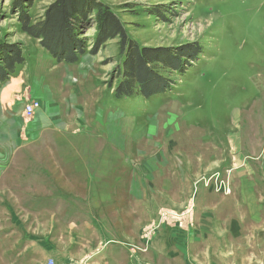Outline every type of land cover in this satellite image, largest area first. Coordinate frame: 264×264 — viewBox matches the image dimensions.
Returning <instances> with one entry per match:
<instances>
[{"label":"rangeland","instance_id":"rangeland-1","mask_svg":"<svg viewBox=\"0 0 264 264\" xmlns=\"http://www.w3.org/2000/svg\"><path fill=\"white\" fill-rule=\"evenodd\" d=\"M16 1L0 0V54L11 47L22 51L25 63L38 59L37 69L51 83V92L39 95L74 109L36 142L24 137L19 143L13 134L2 139L0 264H264V0H98L139 48L158 56L200 48L182 74L151 66L171 83L151 99L116 95L124 62L120 38L92 52L96 15L78 27L85 44L78 63H57L42 60L50 55L40 40L21 30L12 10ZM56 1L35 0L32 20ZM33 100L41 109L42 100ZM31 119L24 115L25 122ZM171 148L176 154L170 168L156 159ZM127 157L137 175L144 172L145 193L131 188L143 197V210H131L128 190L116 184ZM112 167L109 186L113 182L104 176ZM246 169L257 178L255 189L243 180ZM184 170L194 171L191 188L183 189ZM237 174L242 180L235 186ZM41 178L48 188L37 182ZM213 181H223L231 193L218 192ZM202 190L228 200L206 204V223L196 212ZM237 192L245 202L233 199ZM222 210L239 222L241 236L220 218ZM246 210L263 220L242 225ZM77 211L97 219L99 235L73 220ZM198 231L207 237L202 249L192 246ZM160 244L180 258H168Z\"/></svg>","mask_w":264,"mask_h":264},{"label":"trees","instance_id":"trees-1","mask_svg":"<svg viewBox=\"0 0 264 264\" xmlns=\"http://www.w3.org/2000/svg\"><path fill=\"white\" fill-rule=\"evenodd\" d=\"M34 1L18 0L13 4L12 10L17 16L21 30L39 39L43 49L57 63L76 64L79 57L85 54V44L77 30L79 25L87 22L92 15L97 16L99 23L97 45H93L92 52L104 46L110 39L120 38V53L124 62L122 71L119 69L122 80L116 89L119 98L139 95L151 99L165 94L171 83L158 77L151 66L162 64L166 69L182 74L187 64H191L201 51L200 48L185 49L178 54L165 53V56H161L164 52H160L158 56L139 48L129 38L120 19L98 0H57L47 7L42 17L33 21L30 8ZM24 63L25 58L21 50L11 47L5 49L0 54V86Z\"/></svg>","mask_w":264,"mask_h":264},{"label":"crops","instance_id":"crops-1","mask_svg":"<svg viewBox=\"0 0 264 264\" xmlns=\"http://www.w3.org/2000/svg\"><path fill=\"white\" fill-rule=\"evenodd\" d=\"M41 59L43 60L44 58H46L45 60H50L51 56H40ZM39 65L38 59H34L31 58V60L28 62V59H26V63L24 65L18 66L16 69L15 74L4 84H2L0 86V106H2V108L0 107V140L3 146H6V143H4V141H2L3 137L6 135H11L12 134L14 136H16V140L19 141V143L22 141L24 137H26V140L29 142H36L37 140H39L42 136V134L44 132H46L47 130H51V128L58 124L60 121H63L64 117L66 116H71L70 112H72L71 110L74 109V107L70 104L68 105V102H66V104L64 103H60L59 100L54 101L52 99V95H49V97H43V95H39L40 92H44V90L48 89L51 92V83H49V80L47 78L44 77V74H42V71H39L37 68ZM65 71H70L69 68H64ZM61 72L60 76L62 77V75L65 73ZM60 80V77H59ZM61 82H63V78L62 80H60ZM52 82V81H51ZM64 86L66 85L65 82H63ZM52 94V93H50ZM41 96V97H40ZM54 96L55 93H54ZM92 97H94V95H91ZM90 96V97H91ZM28 98L30 99H40L42 100V106L41 109H39L35 116L29 120L28 122H25L23 120L24 118V107L25 104L27 103ZM84 103H88L87 99H84ZM82 103V102H81ZM64 104V105H63ZM95 104V103H94ZM95 106V105H94ZM96 108V107H95ZM25 122V124H24ZM5 134V135H4ZM97 137V134H95ZM159 136V135H158ZM7 137V136H6ZM11 138V137H10ZM210 141V139H209ZM207 141V142H209ZM178 144L175 143L174 145L176 146ZM208 145H211V147H217L216 144H211L210 142L208 143ZM181 149V148H180ZM113 151V150H112ZM121 152V151H120ZM124 155L125 152L123 151ZM122 154V153H121ZM174 154H176V152H173V148L171 149H167L164 150V152L161 153V156L156 159V161L158 163H160L163 166H167V167H172V162L174 161ZM2 153L0 152V160H2ZM125 162V161H124ZM213 163V162H212ZM131 165V167H130ZM177 166V161L176 164ZM132 166H133V159L127 157L126 159V163L122 164V166L116 170V184L117 187H120L122 190H128V204L129 207L131 208V210H140L142 209L141 204H139V202L141 201V198H143L140 195V192L138 193H133L131 192L132 187L134 188H139V190L143 191L145 190V186L143 184V179L142 176L144 174L143 170L140 169V175L136 173V170H132ZM130 170H127L129 169ZM112 168H109L106 170L105 176L106 180L109 178L110 181L113 182L114 180V174H115V170L113 171ZM177 170V169H176ZM185 172V177H186V184L183 186L184 188H191V183L194 182V171H188V170H184ZM122 173V174H120ZM124 173H128V176H125ZM244 177L243 180H245V178H247V184L249 182H253L254 185V189L257 186L258 181L257 178H255L252 174V171L250 172V170L246 169L244 170ZM111 174V176L108 175ZM131 174H136L133 176V178L131 179L129 176ZM202 176V175H201ZM33 177V175L31 176ZM30 176L27 178L29 180ZM189 181H188V180ZM242 180V176L240 174H237L236 177H234V185L237 186L239 184V181ZM40 181L41 182V186L48 188L49 184L48 182H46L45 179H39L37 180V182ZM107 183V181H106ZM112 185L114 186V182L113 183H109V186ZM247 192H250L251 190L246 188ZM158 190V189H157ZM160 192V190H158ZM145 192L143 191V193H141L142 195ZM164 193V192H163ZM163 195H166V193H164ZM169 195V194H168ZM188 194L184 195V200L186 201ZM235 197H233V199H238L240 202L244 201V197L241 195V193H235L234 195ZM210 198L209 201H204L203 199H208ZM223 202L228 201L224 196L222 195H216L213 192L211 193L209 190L208 191H203L200 192L199 197H198V203H197V208H196V212L198 217V220H202L206 223V219L204 218V214H203V210L206 211V209H204V207L206 206V204H209L211 202V204H215L218 205ZM77 200L75 202L78 203ZM82 201V200H81ZM85 202H82L81 204H83ZM209 206V205H208ZM247 206V204L245 205ZM213 207V206H212ZM249 207V206H247ZM145 208V207H144ZM146 209V208H145ZM143 210V209H142ZM251 210L250 212L248 210L244 211L246 214H242L243 220H242V225L243 223L245 224V222L249 219L255 221L256 223L260 220L262 221L263 218L258 216L260 213H258L256 216H253ZM259 211V209H258ZM261 211V210H260ZM259 211V212H260ZM221 212V211H219ZM236 212V211H235ZM243 212V210L239 209V213L241 214ZM214 214V212H213ZM221 215V219L226 220V222H232L231 226L232 228H234L235 233L237 235H242L243 231L241 225H239L238 221H234V216H231V213H228L226 210H222V213H220ZM248 214V215H247ZM75 217L73 218V220L78 221V222H84V223H80V226H82L81 224H84V229L89 230L91 232V234H93V231L95 232V235H99L100 233V228L98 225V221L96 218L93 217V215L91 216L89 214V212H79L77 211V213L74 214ZM219 215V213H216V217ZM214 216V215H213ZM229 216V217H227ZM239 216V215H238ZM206 217V216H205ZM212 217V216H210ZM209 218V217H208ZM215 219V217H212ZM227 218V219H226ZM210 219V218H209ZM219 217H217L216 220H218ZM220 219V220H221ZM236 219H238L236 217ZM239 220V219H238ZM245 220V221H244ZM88 222H92V225H90ZM202 229H204L203 231L208 232L209 230L206 229L207 226H205V224H203ZM209 233V232H208ZM205 238H207L205 236V233L198 231L196 233V236L193 237L192 239V246L195 249H202ZM202 241V243H201ZM110 242H114V241H110ZM167 245V244H165ZM160 248V252L161 253H165V252H169V257L168 258H174L176 256V259L180 258L178 257V255L173 252H170L169 250V246H164L162 244L159 245ZM181 261L182 263L180 264H190L189 262L185 261V260H178Z\"/></svg>","mask_w":264,"mask_h":264},{"label":"built area","instance_id":"built-area-1","mask_svg":"<svg viewBox=\"0 0 264 264\" xmlns=\"http://www.w3.org/2000/svg\"><path fill=\"white\" fill-rule=\"evenodd\" d=\"M39 108H40V104L38 101L28 98L27 103L25 104V107H24V115L28 119H31L34 117V115L39 110ZM213 184L216 185L215 189L218 190V192L223 191L224 194H230L231 193V190L225 186L223 181H221V182L220 181L219 182L213 181ZM225 189H227V192Z\"/></svg>","mask_w":264,"mask_h":264},{"label":"bare ground","instance_id":"bare-ground-1","mask_svg":"<svg viewBox=\"0 0 264 264\" xmlns=\"http://www.w3.org/2000/svg\"><path fill=\"white\" fill-rule=\"evenodd\" d=\"M226 190V192H227V189H225Z\"/></svg>","mask_w":264,"mask_h":264}]
</instances>
